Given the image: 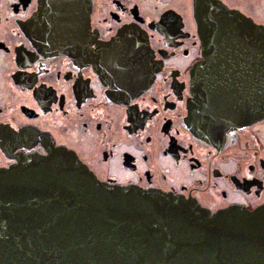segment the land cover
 <instances>
[{
    "label": "flooded vegetation",
    "instance_id": "flooded-vegetation-1",
    "mask_svg": "<svg viewBox=\"0 0 264 264\" xmlns=\"http://www.w3.org/2000/svg\"><path fill=\"white\" fill-rule=\"evenodd\" d=\"M42 1L0 0V169L46 156L51 142L73 151L104 183L180 195L212 213L264 206V119L204 135L190 107L205 38L227 39L211 32L221 31L226 13L209 2L264 26V0H85L88 26L58 37L71 39L73 56L46 51L40 37L48 35L35 34ZM119 36L132 50L148 42L147 65L139 67L137 50L124 61L155 76L139 95L118 102L105 80L120 88L124 61L114 69L118 77L105 78L90 57Z\"/></svg>",
    "mask_w": 264,
    "mask_h": 264
},
{
    "label": "water",
    "instance_id": "water-1",
    "mask_svg": "<svg viewBox=\"0 0 264 264\" xmlns=\"http://www.w3.org/2000/svg\"><path fill=\"white\" fill-rule=\"evenodd\" d=\"M208 5L226 13L221 31L211 32L227 39L205 38V59L191 73L192 120L204 135L264 119V26ZM89 19L85 0H43L36 16L42 28L35 34L48 35L40 37L46 51L73 56L71 39L60 43L59 34L71 36ZM118 45L119 57L112 53ZM149 49L144 41L132 50L119 36L90 59L99 75L118 77L120 57H135L137 50L143 68ZM135 68L121 64L120 88L105 80L112 99L137 96L150 85L155 72ZM46 149V156L0 169V264H264V206L212 213L180 195L101 182L73 151L51 142Z\"/></svg>",
    "mask_w": 264,
    "mask_h": 264
}]
</instances>
